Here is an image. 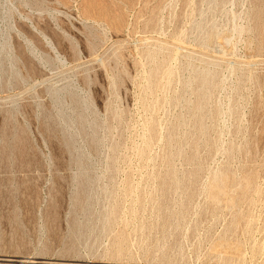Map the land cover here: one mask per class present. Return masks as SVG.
<instances>
[{
    "label": "rangeland",
    "instance_id": "1",
    "mask_svg": "<svg viewBox=\"0 0 264 264\" xmlns=\"http://www.w3.org/2000/svg\"><path fill=\"white\" fill-rule=\"evenodd\" d=\"M0 264H264V0H0Z\"/></svg>",
    "mask_w": 264,
    "mask_h": 264
}]
</instances>
